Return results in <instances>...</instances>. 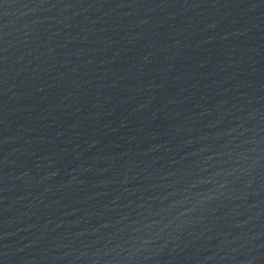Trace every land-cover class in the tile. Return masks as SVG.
I'll return each instance as SVG.
<instances>
[{"label":"water","instance_id":"95a60500","mask_svg":"<svg viewBox=\"0 0 264 264\" xmlns=\"http://www.w3.org/2000/svg\"><path fill=\"white\" fill-rule=\"evenodd\" d=\"M0 264H264V0H0Z\"/></svg>","mask_w":264,"mask_h":264}]
</instances>
